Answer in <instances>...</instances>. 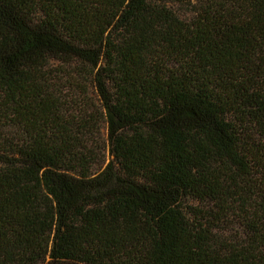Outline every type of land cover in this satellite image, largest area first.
Instances as JSON below:
<instances>
[{
	"label": "trees",
	"instance_id": "16d2710c",
	"mask_svg": "<svg viewBox=\"0 0 264 264\" xmlns=\"http://www.w3.org/2000/svg\"><path fill=\"white\" fill-rule=\"evenodd\" d=\"M0 264H264V0H0Z\"/></svg>",
	"mask_w": 264,
	"mask_h": 264
},
{
	"label": "rangeland",
	"instance_id": "374dc122",
	"mask_svg": "<svg viewBox=\"0 0 264 264\" xmlns=\"http://www.w3.org/2000/svg\"><path fill=\"white\" fill-rule=\"evenodd\" d=\"M104 183H105V181H103V180H102V181H99V180H98V181H97L96 183H94V184H95L96 187H97V186H98V187H101V186L104 185ZM106 183H107V182H106Z\"/></svg>",
	"mask_w": 264,
	"mask_h": 264
}]
</instances>
